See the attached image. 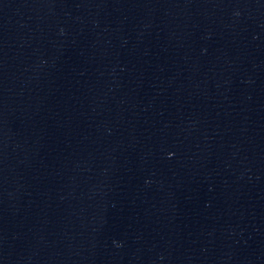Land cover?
<instances>
[{"label": "water", "instance_id": "1", "mask_svg": "<svg viewBox=\"0 0 264 264\" xmlns=\"http://www.w3.org/2000/svg\"><path fill=\"white\" fill-rule=\"evenodd\" d=\"M0 264H264V0H0Z\"/></svg>", "mask_w": 264, "mask_h": 264}]
</instances>
